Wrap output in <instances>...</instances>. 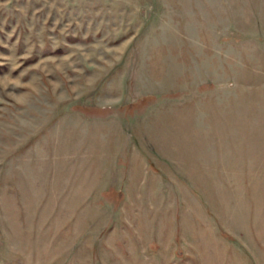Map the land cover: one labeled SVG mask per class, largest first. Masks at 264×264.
<instances>
[{
  "label": "rangeland",
  "instance_id": "obj_1",
  "mask_svg": "<svg viewBox=\"0 0 264 264\" xmlns=\"http://www.w3.org/2000/svg\"><path fill=\"white\" fill-rule=\"evenodd\" d=\"M0 264H264V0H0Z\"/></svg>",
  "mask_w": 264,
  "mask_h": 264
},
{
  "label": "crops",
  "instance_id": "obj_2",
  "mask_svg": "<svg viewBox=\"0 0 264 264\" xmlns=\"http://www.w3.org/2000/svg\"><path fill=\"white\" fill-rule=\"evenodd\" d=\"M113 255V254H112ZM109 258L111 257V254H110V256H108ZM111 262V261H110Z\"/></svg>",
  "mask_w": 264,
  "mask_h": 264
}]
</instances>
